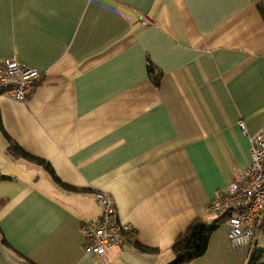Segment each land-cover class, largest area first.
<instances>
[{"label":"crops","instance_id":"1","mask_svg":"<svg viewBox=\"0 0 264 264\" xmlns=\"http://www.w3.org/2000/svg\"><path fill=\"white\" fill-rule=\"evenodd\" d=\"M262 3L0 0V61L40 73L27 101L0 96V264H99L81 233L100 216L98 192L136 232L106 249L107 264H169L195 219L212 223L208 205L264 132ZM227 230L190 264H245ZM254 242L264 249V228Z\"/></svg>","mask_w":264,"mask_h":264},{"label":"built area","instance_id":"2","mask_svg":"<svg viewBox=\"0 0 264 264\" xmlns=\"http://www.w3.org/2000/svg\"><path fill=\"white\" fill-rule=\"evenodd\" d=\"M40 81V73L14 58L0 61V96L25 102ZM242 133L245 128L239 124ZM250 163L245 172L234 177L228 190L211 201L207 212L219 217L230 213L226 221L228 242L232 248L250 246L255 224L264 216V132L249 139ZM100 208L97 220L81 228L83 253L92 255L99 264H107L106 249L123 247L136 232L130 225L122 224L113 200L104 193L95 194Z\"/></svg>","mask_w":264,"mask_h":264},{"label":"trees","instance_id":"3","mask_svg":"<svg viewBox=\"0 0 264 264\" xmlns=\"http://www.w3.org/2000/svg\"><path fill=\"white\" fill-rule=\"evenodd\" d=\"M260 17L264 21V3L257 6ZM147 74L151 79V83L155 88L159 87L161 80V73L158 72L152 65H147ZM7 152L15 158H24L42 166L55 180L56 177L50 165L42 160L35 159L25 154L17 145L12 142H8ZM0 179H2L0 177ZM230 213L217 217L212 223L205 224L201 219H195L183 232L180 234L170 245V250L173 254V259L169 264H190L194 260L200 258L205 254L209 243L211 234L217 230L221 225L225 224L230 217ZM262 218L259 220L261 222ZM255 224L254 238L248 246V253L245 264H264V249L259 248L256 242H254L255 235L264 228V223ZM264 221V220H263ZM2 245L8 247V244L2 238ZM136 248L140 252L155 253L158 250L150 249L142 245L136 244ZM31 264V263H29Z\"/></svg>","mask_w":264,"mask_h":264}]
</instances>
